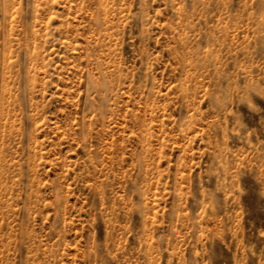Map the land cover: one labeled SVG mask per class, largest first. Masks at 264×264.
Listing matches in <instances>:
<instances>
[{
  "label": "rangeland",
  "instance_id": "obj_1",
  "mask_svg": "<svg viewBox=\"0 0 264 264\" xmlns=\"http://www.w3.org/2000/svg\"><path fill=\"white\" fill-rule=\"evenodd\" d=\"M0 264H264V0H0Z\"/></svg>",
  "mask_w": 264,
  "mask_h": 264
}]
</instances>
